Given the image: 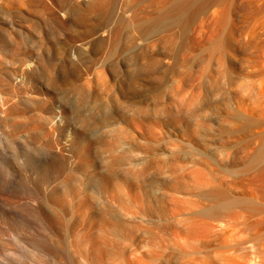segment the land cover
<instances>
[{
  "label": "rangeland",
  "instance_id": "1",
  "mask_svg": "<svg viewBox=\"0 0 264 264\" xmlns=\"http://www.w3.org/2000/svg\"><path fill=\"white\" fill-rule=\"evenodd\" d=\"M164 5L0 0V264H78L85 209L146 251L198 227L161 264H264V0Z\"/></svg>",
  "mask_w": 264,
  "mask_h": 264
},
{
  "label": "bare ground",
  "instance_id": "2",
  "mask_svg": "<svg viewBox=\"0 0 264 264\" xmlns=\"http://www.w3.org/2000/svg\"><path fill=\"white\" fill-rule=\"evenodd\" d=\"M164 1H165V5L161 9V16H168V15H171L173 12H176V11L183 13L185 8L190 4V0H164ZM209 1L210 0H204V3H208ZM98 2L100 4V6L103 7L104 5H107L108 0H98ZM12 74L7 73L6 75H7V78L9 79L11 85L13 86L12 87L13 90L16 92H19V93L28 92L25 89L26 87H24L22 85L23 83L21 84L20 81L17 80L19 78L16 79L15 75H12ZM18 81L20 84H18ZM34 92L38 95L42 94L41 93L42 91H40V90H34ZM32 96H35V95H32ZM61 111L60 110L59 111L54 110L50 114L48 119L51 120L52 125H54V124L56 125V123L58 121L57 116H58V114H60ZM258 156H261V155H258ZM86 162L89 163V160L86 159ZM109 183H110V180L108 178H105L103 180V183L101 184V187L103 188V189L101 188V190L106 192V189H108V187H109ZM67 192H68L67 194H73L74 192H76V189H75V187H73L72 190H68ZM107 200H109V199H107ZM230 201H228L226 203L223 202L224 203L223 208L227 209V207H229V205H231L232 201L231 202ZM40 204H39V206H40ZM35 211H37V210H35ZM210 211L211 210L209 209V212ZM45 214L42 212V210L40 211V208H39V214L38 215H40V218L41 217L47 218L45 216ZM96 221L99 222V228L96 231H94V226H95ZM80 224H84V228L82 229V232H77L75 225L69 226L68 234L65 235L66 236L65 237L66 238V242H65L66 244L64 243L65 244L64 247L65 246L69 247V249L72 250L73 253L77 256L78 259L76 260V262L78 261V264H107L106 259L108 258L109 255L112 259L118 260V264H154V263L155 264H161L163 260H166L167 252H169L171 250L170 248H172V246H175L181 252H185L187 247H188L189 240L192 238H195L196 236L199 235L198 234L199 233L198 227H196V226L190 227L188 229V231L181 232L178 229H171L169 227V223H167V222H166V226H165L164 221L159 220L158 221V231L152 230L151 235L153 238H160V240L162 242L161 244L163 245V249L158 248V249L146 251V250H143L141 248V246H138L137 243H135L133 241V239L135 237L134 227L128 226V223L125 222L122 217H120L119 215L110 214L107 209H106V212H103L100 210L98 212L95 211L91 215H89V211L87 209H85V217L82 218V220L80 221ZM119 231H121V233H122L121 237L119 236ZM39 235H41V233ZM117 236L124 240V243H125L124 245H121L119 243V241H118L119 238ZM30 237H29V239H30ZM59 239H58V241L60 242ZM48 244H50V243H48ZM58 245H59V243H58ZM61 245H63V244H61ZM43 247H45V246H43ZM64 247L61 246L58 248L63 249ZM5 248H6V245H4V244L1 245V243H0V250H2V252ZM45 248H47V245ZM51 249L53 250V246L52 247L49 246V248H47V250H44V251H45V253L49 252V254H50V252L52 253ZM62 249H60V250H62ZM42 250H43V248H42ZM56 250H58V249H56ZM55 251L53 252L54 254L56 252L58 253V251H56V252ZM54 254L52 256H54ZM40 256H38V257H40ZM55 257H56V255H55ZM58 258L59 257H57V259ZM58 261L60 262L62 260L58 259ZM60 263H62V262H60Z\"/></svg>",
  "mask_w": 264,
  "mask_h": 264
}]
</instances>
